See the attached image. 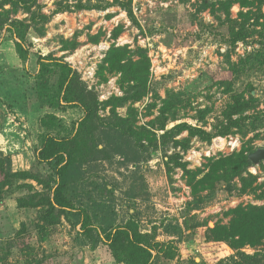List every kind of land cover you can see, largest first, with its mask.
<instances>
[{
    "label": "rangeland",
    "instance_id": "374dc122",
    "mask_svg": "<svg viewBox=\"0 0 264 264\" xmlns=\"http://www.w3.org/2000/svg\"><path fill=\"white\" fill-rule=\"evenodd\" d=\"M225 2L233 0L0 7V159L6 171L36 177L2 186L0 175V264H116L104 243L90 248L74 219L57 210L47 216L54 163L37 161V153L46 135L71 138L84 113L39 104L37 60L46 56L67 63L100 104L79 135L84 154L68 196L76 208L103 209L119 226L133 222L165 246L168 256L153 253L152 264H264V234L240 231L251 212L264 211V162L218 186L230 159L264 148V31L254 22L255 0ZM30 13L42 19L33 22ZM13 20L28 26L26 61L7 31ZM233 29L245 39L231 43ZM57 79L55 72L50 83ZM233 95L250 105L243 116L259 120L210 141L174 130L186 124L215 133ZM46 115L55 117L49 128L42 126ZM235 223L233 239L212 234Z\"/></svg>",
    "mask_w": 264,
    "mask_h": 264
},
{
    "label": "trees",
    "instance_id": "16d2710c",
    "mask_svg": "<svg viewBox=\"0 0 264 264\" xmlns=\"http://www.w3.org/2000/svg\"><path fill=\"white\" fill-rule=\"evenodd\" d=\"M255 1L258 7L256 8L257 15L254 18V22L264 31V13H262L260 9V7L264 5V0ZM234 2L245 4L247 0H233V2L223 3V5L228 4L230 6ZM20 3L26 6L28 11L31 6H34L33 3H30V0H28V2L19 0H0V7L5 5L17 6ZM241 6L247 7L244 5ZM36 14L37 13H30L31 21L36 22L42 19V17H36ZM1 23L0 21V24ZM27 27L28 26L23 21L13 20L8 24L7 28V31L17 40L15 43L16 52L23 61L28 59V50L24 46ZM246 35L247 33L245 34L241 30L235 31L233 29L230 42L236 43L243 41ZM37 64L39 69L36 76L35 88L39 104L48 109H59L63 106H78L84 113V117L79 123L78 130L71 138L60 139L51 135H46L37 153V161L42 163H54L53 174L55 177L52 179L54 188L51 191V198L48 202L49 209L47 211V216L50 217L52 212L57 210L64 215L65 219H74V224L80 226V235L88 240L90 248L94 249L99 243H104L108 247L116 264H152L153 253L166 255L167 252L164 245L151 241L150 235L140 233L133 222H127L119 226L103 209H92V213L89 214L85 207L76 208L70 202L68 196L75 193L72 187L77 181V163L80 156L84 154L83 145L79 142V139H81L79 135L84 129H88L90 122L97 119L100 104L96 94L87 90L77 72L67 63L54 59L51 56H46L39 57ZM55 72L58 74V79L55 84H51L50 78ZM249 107L248 101H244L240 96L233 95L231 97V104L222 115L224 122L221 125V129L215 133L193 128L186 124L175 126L174 130L179 132L188 131L190 136L198 137L203 141H210L216 136L225 137L234 134L233 130L239 128L241 123L250 120H252V122H254V120H259L258 115L243 116V114L248 111ZM260 115H262L264 119V111ZM54 121V116L46 115L42 118V126L49 128L54 125ZM248 155H239L227 162L219 176L218 186L223 188L229 187L232 180L239 178L247 167L253 165L249 161ZM0 175L3 177V181L1 182L2 186L7 184V180L15 177L36 180V177L32 176L29 172L11 173L6 171L1 159ZM243 191L246 192L245 189H243ZM212 195H214V193L210 194V196ZM254 210L257 209H252L251 211ZM248 215L249 214L244 213L243 217L246 219ZM251 215L252 219L247 222V226L244 225L245 229L240 227V231H242V233L250 232L253 235L264 234V227L262 225L258 226L257 224L261 221L264 223V211L256 213L251 212ZM92 224H96V227L92 228ZM238 225L239 224L235 223L229 230L228 228L220 227L211 231L213 235L218 236L220 239H233V236H235V229L239 228Z\"/></svg>",
    "mask_w": 264,
    "mask_h": 264
},
{
    "label": "water",
    "instance_id": "95a60500",
    "mask_svg": "<svg viewBox=\"0 0 264 264\" xmlns=\"http://www.w3.org/2000/svg\"><path fill=\"white\" fill-rule=\"evenodd\" d=\"M248 159L253 165H258L261 162H264V148L256 149L250 153Z\"/></svg>",
    "mask_w": 264,
    "mask_h": 264
},
{
    "label": "bare ground",
    "instance_id": "6f19581e",
    "mask_svg": "<svg viewBox=\"0 0 264 264\" xmlns=\"http://www.w3.org/2000/svg\"><path fill=\"white\" fill-rule=\"evenodd\" d=\"M219 141H221V142H222V140H221V139H219Z\"/></svg>",
    "mask_w": 264,
    "mask_h": 264
}]
</instances>
